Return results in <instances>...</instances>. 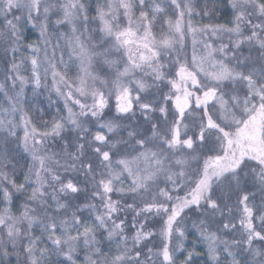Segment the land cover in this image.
Instances as JSON below:
<instances>
[{"label": "snow or ice", "instance_id": "6c2138e0", "mask_svg": "<svg viewBox=\"0 0 264 264\" xmlns=\"http://www.w3.org/2000/svg\"><path fill=\"white\" fill-rule=\"evenodd\" d=\"M0 264H264V0H0Z\"/></svg>", "mask_w": 264, "mask_h": 264}, {"label": "rangeland", "instance_id": "374dc122", "mask_svg": "<svg viewBox=\"0 0 264 264\" xmlns=\"http://www.w3.org/2000/svg\"><path fill=\"white\" fill-rule=\"evenodd\" d=\"M30 33H32L31 35H29V32L27 33L28 36V40L29 41H36L38 39V33L35 31H30ZM34 34V35H33Z\"/></svg>", "mask_w": 264, "mask_h": 264}, {"label": "trees", "instance_id": "16d2710c", "mask_svg": "<svg viewBox=\"0 0 264 264\" xmlns=\"http://www.w3.org/2000/svg\"><path fill=\"white\" fill-rule=\"evenodd\" d=\"M32 33L29 32V35H31ZM34 35V34H33Z\"/></svg>", "mask_w": 264, "mask_h": 264}]
</instances>
